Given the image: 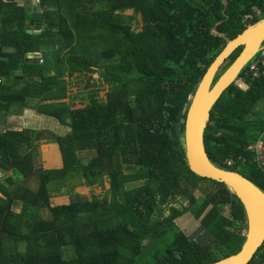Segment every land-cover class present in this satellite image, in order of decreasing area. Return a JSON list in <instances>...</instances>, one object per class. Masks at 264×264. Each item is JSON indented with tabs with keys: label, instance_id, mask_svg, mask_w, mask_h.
<instances>
[{
	"label": "trees",
	"instance_id": "trees-1",
	"mask_svg": "<svg viewBox=\"0 0 264 264\" xmlns=\"http://www.w3.org/2000/svg\"><path fill=\"white\" fill-rule=\"evenodd\" d=\"M37 7L39 14L0 0V123L29 108L70 132L0 127V171L14 172L0 179V264H213L237 254L246 239L243 206L225 185L190 171L184 128L206 71L228 42L264 20V0H39ZM127 11L130 20L140 16L139 31L120 20ZM30 20L42 22L37 34L28 32ZM247 68L213 106L203 144L211 164L264 193L247 150L264 130V78L251 80ZM96 73L109 86L105 101L91 90L74 109L81 97L68 95L71 80ZM91 151L83 165L79 153ZM104 179L109 201L74 192ZM54 182L68 191L52 193ZM204 182L219 190L198 200L193 192ZM170 200L188 207L154 219ZM186 214L199 223L201 241L176 225ZM249 264H264V243Z\"/></svg>",
	"mask_w": 264,
	"mask_h": 264
},
{
	"label": "water",
	"instance_id": "water-1",
	"mask_svg": "<svg viewBox=\"0 0 264 264\" xmlns=\"http://www.w3.org/2000/svg\"><path fill=\"white\" fill-rule=\"evenodd\" d=\"M36 11L39 14L40 8L36 7ZM29 24L36 26L37 29L28 32L37 34L42 22L36 20L30 21ZM263 44L264 20L228 42L206 71L190 99L186 114L184 143L190 171L200 178L225 185L242 204L247 220L246 239L241 250L213 264H249L264 243V193L238 173L225 171L211 164L203 144L204 131L213 106L222 94L236 82ZM240 48L242 50L236 60L214 82L226 60ZM39 57L40 55L37 54L35 63H38Z\"/></svg>",
	"mask_w": 264,
	"mask_h": 264
},
{
	"label": "rangeland",
	"instance_id": "rangeland-1",
	"mask_svg": "<svg viewBox=\"0 0 264 264\" xmlns=\"http://www.w3.org/2000/svg\"><path fill=\"white\" fill-rule=\"evenodd\" d=\"M132 16V11H127L124 14H122L120 20L123 21L124 24H129L133 30L139 31L142 27V20L140 16H136L134 19H129ZM89 78L91 80L88 82ZM243 79L239 80L236 84L242 85ZM89 84V88H86V84ZM91 90L98 92V98L101 101H105L106 94L109 91V86L102 82V80L99 78V74H93V75H87V76H81L76 77L74 80L70 82V87L68 88V94L70 97H74L75 95H79L81 98L78 99L79 106L84 107L85 104L88 102V92ZM45 142V141H44ZM45 145V144H43ZM46 149H49L45 147ZM93 152H83L79 153V157L81 159V163L83 165H86L91 158L93 157ZM144 185V182H138L134 184L126 185L127 191H132L136 188L142 187ZM153 187H155L154 184H152ZM30 187L35 189L36 183L31 182ZM50 190L54 194L59 193H65L68 191V187L66 184L61 182H54L50 184L49 186ZM109 184L108 180L104 179L102 185H97L91 188H88L84 185L75 188L74 192L84 195L88 198H97L98 200L107 199V201L110 200V194L108 192ZM219 188L214 186L213 184L204 182L199 185V187L194 190L193 194L196 197V199L200 200L203 199L206 194L208 193H215L218 191ZM170 207L177 208L179 210L188 207V204L186 202H181L180 200H170L168 204L156 211L154 219H163L165 217H168L170 215ZM41 217L43 219H47L48 215L46 212L41 213ZM176 225L184 232L187 236L193 237L195 240H202L205 235L203 233H200L199 223L195 221L189 214H186L175 221ZM201 237V238H200ZM63 256L66 260L71 259L73 257V253L70 249H63Z\"/></svg>",
	"mask_w": 264,
	"mask_h": 264
},
{
	"label": "crops",
	"instance_id": "crops-1",
	"mask_svg": "<svg viewBox=\"0 0 264 264\" xmlns=\"http://www.w3.org/2000/svg\"><path fill=\"white\" fill-rule=\"evenodd\" d=\"M34 1L35 0H14V2L18 6H23V5L28 6L30 8L31 13L37 12L36 11L37 6L35 5ZM4 3H6V0H4ZM30 21H34V20H30ZM29 23L30 22H28V25H27L28 31L29 30L34 31V29H37L36 26H30ZM38 55H40V54H38ZM28 58H33L35 60L37 58V55H31L30 54V55H28ZM75 78H76V76H75ZM73 80L74 79H72V81ZM66 101H68V100H66ZM72 103L74 105V109L81 108V106H79L78 99H74L72 101ZM0 124L2 125V126H0L1 128L10 127L14 130H19L21 128H24V129H32V130H36V131H47V132H50L56 136H65L66 134H68L70 132V128L68 126H62L55 119L40 115L37 113L36 110L29 109V108L24 109L22 114L19 116H16V115L8 116L5 119V122L0 123ZM40 143L44 144L45 142L41 141ZM49 148H50L49 150H52L54 147H53V145H49ZM13 174H14V172L5 173V172L0 171L1 179H3V177H5V175L6 176H12ZM13 211L15 213H18L19 209L14 208Z\"/></svg>",
	"mask_w": 264,
	"mask_h": 264
},
{
	"label": "built area",
	"instance_id": "built-area-1",
	"mask_svg": "<svg viewBox=\"0 0 264 264\" xmlns=\"http://www.w3.org/2000/svg\"><path fill=\"white\" fill-rule=\"evenodd\" d=\"M35 5H39V0L34 1ZM256 14L261 16V11L256 10ZM39 62L42 63V60L39 58ZM247 77L251 80H257L260 78H264V44L261 47L258 54L250 61L247 68ZM2 82V78L0 77V83ZM243 83V82H242ZM244 85H237L241 88ZM248 152L253 155V163L255 165V169L264 175V130L256 139V142L249 147ZM240 162H244V160L238 159ZM234 165V162L229 160L227 162V166ZM1 179V176H0Z\"/></svg>",
	"mask_w": 264,
	"mask_h": 264
}]
</instances>
